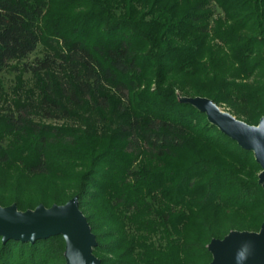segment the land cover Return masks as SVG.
Returning <instances> with one entry per match:
<instances>
[{"label":"trees","instance_id":"obj_1","mask_svg":"<svg viewBox=\"0 0 264 264\" xmlns=\"http://www.w3.org/2000/svg\"><path fill=\"white\" fill-rule=\"evenodd\" d=\"M40 45L33 87L0 112L2 206L79 196L102 264H211L214 239L260 232L255 153L182 99L260 124L264 0H0V72ZM65 251L62 235L0 236V264H67Z\"/></svg>","mask_w":264,"mask_h":264},{"label":"water","instance_id":"obj_2","mask_svg":"<svg viewBox=\"0 0 264 264\" xmlns=\"http://www.w3.org/2000/svg\"><path fill=\"white\" fill-rule=\"evenodd\" d=\"M182 101L206 113L209 121L224 134L255 153L262 167L260 183L264 187V117L258 126H251L209 98L190 97ZM58 235L66 242L67 264H102L93 252L97 240L80 209L79 196L65 205L50 208L40 205L26 212L16 205H0V236L4 242L12 239L36 242ZM209 250L213 254L211 264H264V224L260 232L232 231L224 239H214Z\"/></svg>","mask_w":264,"mask_h":264},{"label":"rangeland","instance_id":"obj_3","mask_svg":"<svg viewBox=\"0 0 264 264\" xmlns=\"http://www.w3.org/2000/svg\"><path fill=\"white\" fill-rule=\"evenodd\" d=\"M218 11L220 12V10ZM45 53H46L45 47L40 45L37 48V50L34 53L30 54L27 58L21 61L12 62L8 69L0 72V112L5 113L7 110H11V109L15 110V104L18 102H22L24 100L25 96L28 94L29 90L34 85V78L32 72L28 70L29 66L35 64L38 59L44 58ZM219 107L222 110L234 115L228 107L226 106H219ZM45 116L46 115L39 116L38 120H40V122L44 124L53 125V126L68 125L71 127H81V128L84 127L83 122H81L79 119L77 121L76 119L45 117ZM12 205L17 206V204H12ZM3 207H8V206H3ZM37 207L28 210L34 211L37 209ZM28 210L25 211L20 210V211L26 212Z\"/></svg>","mask_w":264,"mask_h":264}]
</instances>
